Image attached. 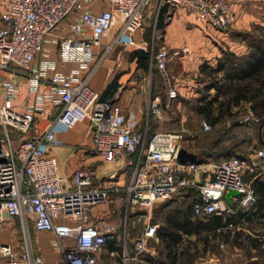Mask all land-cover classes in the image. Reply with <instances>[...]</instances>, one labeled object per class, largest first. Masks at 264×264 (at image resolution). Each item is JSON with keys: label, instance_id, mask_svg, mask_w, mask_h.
I'll return each mask as SVG.
<instances>
[{"label": "built area", "instance_id": "2783aa9c", "mask_svg": "<svg viewBox=\"0 0 264 264\" xmlns=\"http://www.w3.org/2000/svg\"><path fill=\"white\" fill-rule=\"evenodd\" d=\"M108 1L110 8L98 12L90 8L93 0H10L7 9H0V234L15 220L20 235L16 244L0 242V264H111L103 256L107 242L120 232L121 252L108 255L119 257L122 264L139 261L149 240L156 238L153 208L186 187L198 190L194 214L201 217H234L256 202L252 182L264 174V147L244 157L222 159L210 171L204 163H182L180 132H156L147 138L116 102L102 99L89 85L97 69L120 48L132 55L149 54L150 64L165 82V112L173 113L172 102L178 97L166 72L170 51L159 47L153 53L155 38L148 43L138 36L150 0ZM161 2L183 8L216 31L231 24L226 0ZM47 41L54 44L57 59L35 63ZM70 64L68 74L57 70ZM121 64L117 66L123 71ZM20 82L33 95L29 114L18 113L13 105ZM161 115L159 101L149 96L147 116ZM259 121L252 112L240 118L247 125ZM80 128L90 138L88 151L107 164L124 162L123 167L132 168L127 185L107 186L94 179L90 168L75 170L70 182L60 175L50 151L61 145L60 133ZM202 129L208 131L210 125L204 122ZM116 177L113 172L108 181ZM230 190L241 194L231 197L232 204L224 198ZM112 193L124 196L122 231L104 219L91 218L92 208L108 202ZM129 214L133 226L136 221L144 224L132 239L133 254L127 238ZM240 222H229L216 232L232 230L245 220ZM31 230L52 235L48 247L56 254L53 259L37 252Z\"/></svg>", "mask_w": 264, "mask_h": 264}, {"label": "crops", "instance_id": "0c3cea01", "mask_svg": "<svg viewBox=\"0 0 264 264\" xmlns=\"http://www.w3.org/2000/svg\"><path fill=\"white\" fill-rule=\"evenodd\" d=\"M9 1L10 0H0V3L3 2L0 4V9H7ZM226 1L230 4L232 23L229 28L223 31H216L211 26L196 19L192 16V14L179 6L162 3L161 0H159L158 5H156L157 7H155V13V9H153L154 7L150 6L149 14L146 18L152 20L151 16L154 14L150 35L144 34L143 30L141 29L138 36L145 41L152 42V37H154V34L152 35L153 31L156 30V33H161L157 49L159 47H166L170 51V56L166 64V72L170 78L171 86L177 91L178 97L180 96V93H187L188 91H190V94L193 95L192 97H194L196 86L199 85L198 83L204 80H207L206 84L209 82L208 79L205 78V75L200 71V67L203 64L216 67L218 61L223 56L225 51L232 52L236 57H242L248 54L249 47L241 37V34L264 20V0ZM89 5L91 10L95 12L110 8V3L108 0H93V2ZM151 10H153V12H151ZM150 36L151 40H149ZM121 52V49L117 48L113 52L112 56L103 62V64L97 69L91 78L89 85L94 90H96L102 96V98L116 102L121 107V110L126 116L127 120L134 124V129L137 132L146 134V122L144 123L143 117L144 113L147 115L146 111L148 108L149 93L151 99L159 101V108L162 110V115L160 118L152 117L154 124L151 126L152 132L151 130L150 132H166L184 128V124L181 119L179 121L172 122L169 120V118L171 115H173V113L170 114L164 111L167 97L166 86L161 72L158 70V73L162 79L160 92H158L156 88L153 90L152 86L149 84V81L146 84V79H141V76L139 79L136 77H130L131 73L128 72L124 73L123 75H119L117 62L121 56ZM142 55V53H137L133 58L134 65H138L137 73L144 72L148 66L147 62L143 60ZM45 58L52 60L57 59L55 46L50 41L45 43L43 53L36 56L35 63H38L41 59ZM72 67L73 65L70 64L64 68H57V70L68 74L70 68ZM220 75L221 74H218V76ZM197 77H201L202 80H200V82L195 81V78ZM122 82H125V85H123ZM18 86L19 90L14 101V108L21 110L24 105L30 106L33 104V95L28 91L27 84L25 82H20ZM146 89H148L147 92ZM20 98L25 99L26 102L24 100V103L20 104V101H18ZM174 101L172 102V106ZM202 131L204 130L202 129ZM58 138L61 141V145L53 147L50 151V154L56 160L59 166L60 175L68 182L71 181L72 173L75 170L81 168H90L95 171L94 179L105 181L107 186H115L116 183L124 186L129 183L132 168L123 167L124 162L113 165L107 164L100 155L88 151L86 146L89 144L90 138L84 135L82 128L76 131L60 133ZM196 142H198L196 136L192 137L191 141L186 139L182 143V148L187 152L195 153L199 160L201 150L198 145L196 146ZM129 159H131V157ZM204 164L208 166L207 171H210L212 166L215 165L214 162L209 161ZM113 172L117 173V177L113 181H108V176ZM180 197L181 194L178 198ZM106 203L92 208V221L97 222L98 220L104 219L110 224L117 225L122 231V224L126 212L124 196L119 193H112L110 194L109 200ZM110 203L123 204L119 222L113 220L112 213H115L114 210L111 212L107 209H105V211L100 209L101 206H105ZM161 204L162 203L158 205ZM172 208H175V204L166 207V210ZM153 218L154 216L152 214L151 222L156 224L158 229L161 225V221L160 219L153 220ZM133 219L134 218L132 214H129L127 228L130 225L131 231H128L127 238L129 241L130 254H133L134 252L132 239L137 237L142 232L144 227L143 221H141V229L135 234V236H132L131 232L135 231L136 229V227L133 226ZM8 225L6 226L5 230L8 229ZM34 233L35 232L31 230V236H33ZM120 234L117 239H114L115 243L117 242L119 245H121L119 240ZM32 238L33 237H31V239ZM38 241L35 240L39 246L34 247H38V249H40V245L42 244ZM186 242L197 243V245L201 244V242H197V237L195 234L183 235L182 244H180V246ZM153 244L158 246L161 245L157 235L155 239L149 240L147 251L140 256L139 261L135 262L138 264H149L144 259L145 256H158L159 252L155 253V249L152 247ZM47 245L46 247L48 249L49 258H54L56 254L52 252ZM111 251L117 250L109 249L107 247V253L103 256V260L109 261L111 264H113V260H115L117 257H110L108 252ZM117 252L119 253V251ZM205 258L200 264H212V259L209 258V260H205Z\"/></svg>", "mask_w": 264, "mask_h": 264}, {"label": "trees", "instance_id": "16d2710c", "mask_svg": "<svg viewBox=\"0 0 264 264\" xmlns=\"http://www.w3.org/2000/svg\"><path fill=\"white\" fill-rule=\"evenodd\" d=\"M248 41L249 52L242 57H236L232 52L225 51L218 61L216 67L202 65L200 71L208 79L205 90H214L210 98L201 97L197 100L195 113L206 119L212 126L222 122L225 117L233 116V109L249 105L251 111L260 119L259 123L264 128V37L250 36ZM143 60L148 62V54L142 53ZM218 74H221L218 76ZM102 98V96H101ZM104 99V98H102ZM149 118H152L150 116ZM236 126V123H233ZM246 126L247 124H241ZM154 134H147V138ZM229 138L222 134L210 145L200 147V163L214 162L219 163L222 159L239 156L233 151L238 143L230 144L227 148ZM232 148V149H231ZM232 150V151H231ZM244 157V155H240ZM256 195V202L249 209H241L234 217L224 218L222 216L209 215L205 217L194 214V206L200 201V194L192 187L181 189L180 200L175 203L163 202L159 206L161 225L157 229V237L160 241L161 250L158 256H145L144 259L149 264H184V261L192 262L196 258L198 251L197 243L195 253L191 254L189 247L183 248V235H193L197 237V242L209 246L208 234L213 237L224 235L228 239L229 233H217L218 227L224 226L229 222L240 223L245 221L264 220V174L257 177L252 182ZM179 197V196H178ZM175 204V208L166 210V207ZM235 207V205H233ZM233 218V219H232ZM153 220H156L155 217ZM230 232V231H229ZM252 246L258 248L264 243V235L257 234L250 238ZM190 244V242H188ZM109 249L121 252V245L114 240L107 242ZM119 258V257H118ZM120 260V258H119ZM179 262V263H178Z\"/></svg>", "mask_w": 264, "mask_h": 264}, {"label": "rangeland", "instance_id": "374dc122", "mask_svg": "<svg viewBox=\"0 0 264 264\" xmlns=\"http://www.w3.org/2000/svg\"><path fill=\"white\" fill-rule=\"evenodd\" d=\"M158 1L159 0H150L149 5L144 12L143 27H142L144 34L150 35L151 24H152L154 14L151 16L152 20L146 19V18H147V15L149 14L150 6L154 7L153 9H155L154 10V13H155L156 11L155 7H157L156 5H158ZM151 12H153V10H151ZM231 23H232V20H231ZM230 25L227 28H229ZM155 31H153L152 33V35L154 34V38H155L153 41V47H152L153 53L157 50L158 41L161 35L160 32L156 33ZM250 36L264 37V20L254 25L249 30L244 31L241 34V37L243 38V40L245 41L247 45H248L247 39H249ZM149 40H151V36ZM147 42L151 43L150 41H147ZM112 54L109 57H111ZM134 56L135 54L132 55V54H128L125 52H121V56L117 63H120V61H122L121 67L119 68H122L123 71H120V69H118L119 70L118 74L123 75L124 73L128 72V73H131L130 77H136L137 79H139V77L141 76V79L142 78L146 79L145 80L146 84L149 81V84L152 86L153 90L154 88H156L157 91L160 92V87L162 85V79L160 77V74L158 73V69L156 68V66L154 64H150L149 54H148L149 58L147 62L148 64L147 69H145L144 72H140V73H137L138 65L137 64L134 65L133 63ZM200 80H202L201 77L195 78V81L200 82ZM206 82L207 80H204L198 83L199 85L196 86L194 97H192L193 95L190 94V91H188L187 93H180V96L173 103V106H172L173 115L170 116L169 120H171L172 122H175L181 119L184 124V128L176 129L174 131H166V132H180L183 135V141L186 139L191 141L192 137L196 136V139L198 141L196 142V146L198 145L199 147H201L202 144L208 146L216 138H218L222 134H225V137L229 138L228 144H226L225 146L227 148H230L231 147L230 144L238 143L237 147L234 148L233 151H235V154H238L239 156L240 155L247 156L248 154L257 152L260 148H263L264 147V128L263 126L261 125L244 126V125H241L242 123L240 122L241 116H243L244 114L248 112H252L251 109L249 108V105L246 104L240 108H234L232 111L233 116L225 117L224 119H222L221 123L215 126H212L206 119H204L202 116H199L195 113L194 109L198 105L197 100L205 96L208 99L211 97V95L214 94L213 89L209 91L205 90ZM122 84L125 85V82H122ZM18 90H19V87H18ZM147 90L148 89H146V92ZM149 96H150V93H149ZM24 100L25 99L20 98V100L18 101H20V104H22L24 103ZM13 105H15V103ZM29 108H30L29 105L27 106L24 105V107L21 110H17L15 108V111L21 114H29L30 112ZM145 115L146 113H144V117H143L144 123L146 122V134H150L152 132L151 126L154 124V121H152V118H149L147 115L146 116ZM204 122L210 125V130L205 131V132L202 131V124ZM233 123H236V126L233 125ZM15 134L16 133H13V135ZM192 188H194V190H197L195 187H192ZM179 195H180V192H178L174 196L175 198L173 197V199H171L172 201L171 200L170 201L175 203L176 200H180L178 198ZM159 206L160 205H156L154 207V210L152 211L153 212L152 214L156 220L160 219L161 212L159 210ZM122 208H123L122 203H114V204L110 203L108 205L100 207L102 211L103 210L105 211V209H107L112 212L114 210L115 213H112V215H113V220L116 222L120 221ZM140 213L143 214L144 212L141 211ZM133 221L134 219L132 220V222ZM235 226L236 227L234 229L225 231L226 234L229 233L228 234L229 238L226 240H225L224 235H218V236L213 237L212 234H208V238L210 242H209V246H206L205 252H203L204 251L203 243L197 245L196 249L198 251H196V253H195V245L192 242H190V244H188V242L183 244V248L189 247L190 253L196 254V258H193L195 260H193L192 262L184 261V264H195V263L200 264L204 261L203 259L205 257H206L205 260H209V258L212 259L211 261L212 264H264V243H262L258 248H254L250 240L251 237L257 234L264 235V220L245 221L242 225H235ZM135 227H136L135 231L132 230L134 233L131 232L132 236H135V234L141 229L142 227L141 222L139 223V221H136ZM130 229L131 228L129 225L128 231H131ZM19 236L20 235L17 229L16 221L13 220L9 222L8 229L5 230L2 234H0V242L16 244L19 239ZM31 237H33L32 239L34 241V246H39L38 243L35 242V240L37 241L39 240L38 242L42 244L40 245V249H38V247H36L37 249L35 248L37 252L43 254L49 260L53 259L51 257L49 258L48 249L46 247L48 242L52 239V235L47 234V233H34V235ZM152 247L155 249V253L159 252L162 249L161 246H158L156 244H153ZM113 264H122V262L117 257L115 260H113ZM130 264H138V263L133 261Z\"/></svg>", "mask_w": 264, "mask_h": 264}, {"label": "water", "instance_id": "95a60500", "mask_svg": "<svg viewBox=\"0 0 264 264\" xmlns=\"http://www.w3.org/2000/svg\"><path fill=\"white\" fill-rule=\"evenodd\" d=\"M178 160L182 163L194 162L200 163L198 161L197 155L195 153L187 152L185 149L181 148L178 152ZM241 194L238 191L230 190L225 194V201L228 204H232L231 197H239Z\"/></svg>", "mask_w": 264, "mask_h": 264}]
</instances>
